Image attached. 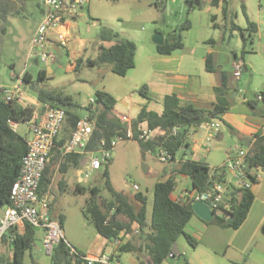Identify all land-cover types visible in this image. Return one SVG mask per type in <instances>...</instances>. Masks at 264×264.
Returning <instances> with one entry per match:
<instances>
[{"label": "rangeland", "instance_id": "1", "mask_svg": "<svg viewBox=\"0 0 264 264\" xmlns=\"http://www.w3.org/2000/svg\"><path fill=\"white\" fill-rule=\"evenodd\" d=\"M44 2L45 0H28L11 4L6 30L0 40V77L5 86L14 84L12 75L26 73L31 77V82L39 88L69 96L74 106L64 108L80 117L87 116L89 110H92L90 99L94 98L97 90L109 93L116 102L127 97L129 102L136 106L144 101L143 96L139 94L142 85H138L136 77L142 75L148 57L157 53L152 37L160 33L165 39L176 31L181 36L183 49L174 51L172 55L184 56V65L185 60H197L198 67L194 65V69L201 70L202 75H212L213 73H206L203 64L199 62L211 53L217 71L227 75L232 96L237 94L245 100H255L258 109L263 106L261 100H257V96L264 93V16L258 10L259 0H230L226 6V18L219 8L207 3L189 8L185 5V0H87L81 17L73 23L71 29L69 48L76 57L72 58L74 64L81 58L79 66L75 64L73 68L70 67L73 64L70 54L68 56L61 48L54 50L58 62L34 65L26 60L31 37L41 20ZM212 16H215L214 22L211 21ZM247 21L255 24L257 30L250 39L247 38L243 46L240 32L232 30L231 25L233 23L245 29ZM186 23L189 24V29L180 30ZM102 28L112 30L119 39H127L135 45V67L124 77L111 73L105 66L88 67L86 63L87 58L93 59L96 56L93 43ZM244 33L248 36L247 31ZM237 61L242 63V68L240 76L235 78L233 65ZM48 68L51 73H48ZM41 70L46 72V77L39 81L38 72ZM212 76H217L218 79L217 73ZM202 78L204 82V77ZM26 88L29 95H34L30 85ZM243 106L246 107L245 104ZM222 118L223 115L220 119ZM220 126L223 137L203 142L204 147L197 153V157L210 169L223 166L226 162V152L235 145L243 148L246 146L245 143H238L225 125ZM25 129L26 126L20 124L17 131L24 135ZM204 134V129L200 128L192 133V138L202 140ZM205 149L208 152H205ZM180 158L179 152L175 163ZM67 164L69 167L66 172H61L57 166L52 167L47 176L48 182H45L42 188L48 193L56 218L60 216L62 219L64 241L69 247L83 254H86L95 239H98L90 217H85V213L88 215L87 209L92 206L93 201L100 202L108 198L105 190L106 177L103 176L105 170L115 190L129 197L137 192L142 193L147 199V208L150 211L154 186L171 167L170 164L159 160L157 152H142L134 140L119 142L111 151V159L98 171L91 172L83 179L80 190L75 189L79 184L77 168L71 163ZM143 167L148 168L147 174L143 172ZM54 169L56 172L53 177ZM132 184H136L139 190H132ZM92 187H96L99 192L95 197L90 191ZM185 190L191 192L190 180L177 175L174 194ZM261 228L245 249H236L232 246L233 242H244L248 238L246 234L223 230L215 224L193 218L186 226L185 233L195 240L196 245L191 246L183 235L179 236L176 245L181 256L169 259L166 264H184L185 260L189 264H264V235ZM209 231H218L224 236L217 238L213 234L210 235ZM200 232H204V236L199 237V240L197 233ZM39 237L37 230V248L32 249L31 258L29 253L25 254V263H30V260L36 262L39 250L44 253ZM112 247L111 242L106 243L103 246L104 254L111 255ZM133 255L122 254V261L125 262L126 257ZM0 259H11L7 240L0 244Z\"/></svg>", "mask_w": 264, "mask_h": 264}, {"label": "trees", "instance_id": "2", "mask_svg": "<svg viewBox=\"0 0 264 264\" xmlns=\"http://www.w3.org/2000/svg\"><path fill=\"white\" fill-rule=\"evenodd\" d=\"M28 0H0V40L5 33L7 15L13 2L24 3ZM157 5V3H155ZM201 5V4H200ZM210 6L216 8V1ZM227 6V5H226ZM226 6L222 8V15L227 17ZM193 7V6H192ZM215 21V16L211 17ZM247 27L241 29L232 23V30L240 32V36L245 46L247 38H251L257 28L255 24L247 21ZM189 29V24H184L180 30ZM248 32V36L245 35ZM93 47L96 56L87 58L88 67L105 66L109 71L118 76L124 77L127 72L135 67V45L127 39H119L118 35L108 28H102L95 37ZM183 49L181 36L178 32L170 33L164 39L161 46H156V52L160 55H170L174 51ZM81 63V58L76 61V66ZM75 69V68H74ZM205 70L209 73L218 74V83L214 87L215 105L209 111L200 110L189 103L182 102L176 95H165L160 98H153L145 85L139 91L140 95L147 100H154L162 106L161 113L150 111L146 106L142 107L135 119L131 122L130 130L121 121L114 118L112 110L116 104L115 99L103 90L94 93L97 101L96 107L89 110L88 117L93 121V130L90 141L87 145L88 151H96L102 142L108 144L116 137L121 136L125 140H134L138 143L142 152L155 153L158 149H163L174 161L176 155L182 152L186 155L189 144L186 137L198 130L204 123L220 118L231 107L232 92L228 87V78L224 72H219L213 64V55L207 54L205 57ZM46 72H38L39 81L44 80ZM27 86L30 85L31 91L40 103L50 106L70 107L74 106L71 98L58 91L45 90L34 85L28 74L24 75ZM263 106L258 109L257 101L245 100L244 104L254 115L264 116V93L261 94ZM65 109V120L59 136L54 141V147L49 155L45 170L40 182V188L48 182L47 176L52 167L58 166L61 172H66L71 163L77 168L80 156L76 154L62 155L61 150L66 141L70 138L76 122L80 116ZM32 116L31 108H23L14 103H4L0 99V206L9 203V192L12 184L19 175L21 158L27 149V137L11 129L8 120L15 122L28 121ZM146 126L150 130H155L158 134L147 141L138 140L137 137L141 129ZM177 129L175 135L169 132ZM131 133V137H129ZM251 145L249 149V159L252 164L260 165L264 169V134H255L248 139ZM209 169L200 161H194L189 157L186 161L179 162L172 168V175L163 181H158L153 189V201L150 211L147 208V199L140 193H135L129 197L115 190L108 179L107 170L103 176L106 177L105 190L108 198L93 201L91 207L87 209L98 236L106 241L121 240V244L116 249V256L125 253L134 254L139 264H162L174 258L171 249L179 236L183 235L191 246H195V240L185 233V228L191 218L195 215L192 210L193 199L186 197L184 201L172 200L176 182L175 175H185L190 178L192 189L196 192H204L214 183L226 181L227 174L224 171L208 175ZM80 190V189H79ZM92 195H98V189H90ZM225 198L231 204L228 210L222 209L223 216H219L214 211V217L210 223L221 228L238 229L245 221L253 202V194L250 190L235 189L228 187ZM62 228V219L59 218ZM137 231V234H133ZM12 241L9 242L11 259H0V264H26L24 256L31 253L36 240V231L29 224L24 225V232L19 233L16 229L9 231ZM131 238L125 241V236ZM71 247L64 239L55 245L50 254V264H68L71 261L69 256ZM77 255L85 256L74 249ZM172 255V256H170ZM147 257L145 263L142 257ZM181 254L179 253V257ZM75 264H87L85 261L76 258ZM184 264H189L186 260Z\"/></svg>", "mask_w": 264, "mask_h": 264}, {"label": "built area", "instance_id": "3", "mask_svg": "<svg viewBox=\"0 0 264 264\" xmlns=\"http://www.w3.org/2000/svg\"><path fill=\"white\" fill-rule=\"evenodd\" d=\"M87 0H45L43 3L41 20L35 29L31 40L26 60L36 65L39 63L48 64L58 62L54 50L61 48L65 50L70 59H74L69 43L71 40V29L73 23L82 15ZM161 1V0H158ZM195 0H185V2H194ZM199 3L211 5L216 1V8H222L228 5L230 0H198ZM258 10L264 16V0H259ZM73 62V60H72ZM71 64V68L73 67ZM233 76L238 78L242 68V63L237 61L233 65ZM26 74V73H25ZM12 75L15 81L11 86L0 84V99L7 104L14 103L23 108H31L32 116L28 121L15 122L8 120V125L14 131L23 124L27 130V149L21 158L19 175L12 184L9 192V203L0 206V244L7 240L12 241L10 229L19 230L20 226L31 225L35 229L42 231V246L45 253L50 256L55 245L63 239L60 222L51 215L49 196L47 192L40 191V182L49 155L54 147V141L59 136L66 114L65 109L59 106H50L33 100L32 95L28 94L27 84L24 81V75ZM261 100V95L257 96ZM90 104L94 110L96 101L90 99ZM205 131L203 142L214 139L219 132V124L209 121L202 123L198 129ZM93 130V121L88 116L81 117L75 124L70 138L62 147V155L76 154L85 156L84 176L88 177L93 171H98L111 159L113 148L125 139L121 136L114 137L110 143L102 142L100 148L96 151H88L87 145ZM18 132V131H17ZM177 129L173 128L169 134L175 135ZM158 134L144 126L141 129L137 139L141 141L152 140ZM129 133V137H131ZM186 141L188 142V138ZM204 144V143H203ZM240 145H235L226 152V162L223 166L210 169V176L218 174L221 171L228 175L225 182H214L207 191L200 192L195 197L196 201L205 202L209 209L219 212L223 215L222 209L228 210L230 203L224 201L228 187L235 189L250 190L251 186L261 179L260 165L252 164L249 159V149ZM196 149V146H194ZM192 149V151L194 150ZM191 151V152H192ZM157 156L163 163L170 164L173 168L174 161L163 149H158ZM155 152V153H156ZM205 152H208L205 149ZM151 153V152H150ZM192 159V154L189 157ZM132 190L138 191L136 184H132ZM226 199V198H225ZM135 231L133 234H137ZM131 235L125 236V241L129 240ZM114 245L118 247L121 240L115 239ZM69 256L71 261L68 264H75L76 258L85 261L87 264H121L116 254L98 256H80L70 249ZM172 256V255H170Z\"/></svg>", "mask_w": 264, "mask_h": 264}, {"label": "crops", "instance_id": "4", "mask_svg": "<svg viewBox=\"0 0 264 264\" xmlns=\"http://www.w3.org/2000/svg\"><path fill=\"white\" fill-rule=\"evenodd\" d=\"M72 55L74 57V54ZM195 62H197V64ZM195 62L193 60L192 61L185 60V65H184L183 64L184 56H177L172 54L160 55L156 53V55H151L150 57H148L147 66H145L144 67L145 69L142 70V75L140 77H136L138 81L137 83L138 85H142V86L145 85L147 87L148 93L153 98H160L165 95L174 94L182 102L189 103L197 109L209 111L215 105V94L213 89L215 86H217L218 79L217 76L214 77L212 76L215 73L212 74L205 70V57L201 58L199 62L203 64V70L206 73L212 75H202L201 70H198L197 68L194 69V65L198 67V61L195 60ZM244 68L246 67L244 66ZM202 77H204V82L202 81L203 79ZM32 98L34 101H36L35 95H32ZM143 99L144 101L138 103L136 106H133L129 102V98L127 97L118 100V102H116L112 110L113 117L121 121L122 124L126 128H128V130H130L131 122L135 119V117L137 116L138 112L142 107L146 106L147 109L150 111L161 113L162 106L158 102L154 100L152 101L147 100L145 97H143ZM244 101L245 98L239 97L237 96V94H233L232 99L230 100L231 102L230 109L225 114H223L222 120L218 118V119H214V121L216 120V122H218L219 125L221 126L225 125L229 129L230 134L233 135V137L238 141V143H240L241 145L245 143L246 146L244 148H247L250 146V144L248 143V139L253 137L255 134H264V116L258 114L257 115L252 114L247 107L243 106ZM24 135H26V137L28 136L26 129ZM189 135H190L188 138L189 148L186 152V155L180 152L181 153L180 160L177 163H175L174 161V163L178 164L179 162L186 161V159L190 157V155L192 154V159L194 161L197 160L200 161L202 164L206 165L205 162L201 161L197 157V153L204 147L203 139L201 140L200 138V140H194L192 138V133H190ZM222 137H223V133L221 130H219L218 134L215 136L214 139L219 140ZM194 146H196V149L194 148ZM193 148L194 150L192 151ZM86 158L87 157L85 156H80L79 165L76 170V176L78 178V183H79L75 188L76 190L82 188L81 184L83 179L85 178L84 172H85ZM175 164L173 168L175 167ZM208 169H209L208 175L209 177H211L210 168L208 167ZM171 170L172 167H170V170L168 172L165 171L164 172L165 175L163 176V178H161L160 181H163L169 176H171L172 175ZM55 172L56 169H54L52 172L53 177L55 175ZM260 172H261V179L257 183L253 184L250 188V191L253 194L254 199L245 221L238 229L222 228L223 230H233L234 232H239L237 234L240 235L246 234L248 238L244 242L241 241L233 242L232 246L236 249L238 248L245 249L248 243L259 234L260 228L262 227V225H264V169H262ZM181 176L190 180V178L185 175H181ZM176 177L177 175H175L174 177L175 182H176ZM40 191L46 192L44 188H40ZM199 193L200 192H196L195 190H193L191 186V192H186L185 190L180 194H174L173 191L170 197L172 200L179 199L180 201H184L186 197H190L193 199V203H194L195 197ZM224 201L226 202L227 199L224 198ZM50 209H51L50 211L52 217L59 221L60 216L59 218H56V213L53 211L51 203H50ZM218 215L223 216L221 213H219ZM193 218H196L197 220H201L196 215H194L191 219ZM37 230L40 233L39 238L41 242L43 233L41 230L35 229L36 232ZM18 232L23 233L24 226H20ZM197 234L199 240H200L199 237L202 238L204 236V232H200ZM209 234L210 235L213 234L217 238L224 236L221 235L223 233H219L218 231H209ZM110 242L113 245L111 254L114 253L116 254L117 247L114 245L112 241ZM106 243L109 242L103 239L102 237L98 236V239H95V242L93 243L92 247L87 251V253L86 254L81 253V254L85 256H98L104 254L103 246ZM33 248L34 249L37 248L35 244ZM41 248L44 249L42 243H41ZM29 256L31 258L30 253ZM6 257H8V255ZM117 259L121 264H139L135 255L131 257H126L125 262L122 261V254H120ZM142 260L145 263L148 262V258L146 256L145 257L143 256ZM30 261H31L30 263H26V264H50V256L45 253V250L43 254L39 250V253L37 255V261L36 262L33 260Z\"/></svg>", "mask_w": 264, "mask_h": 264}, {"label": "water", "instance_id": "5", "mask_svg": "<svg viewBox=\"0 0 264 264\" xmlns=\"http://www.w3.org/2000/svg\"><path fill=\"white\" fill-rule=\"evenodd\" d=\"M185 5L191 8L192 6L198 7L200 3L198 0H195L194 2H185ZM152 41L156 46H161L164 43V37L162 34L157 33L152 37ZM34 65H36V61L34 62ZM47 71L48 73H51V70L49 68ZM1 83H2V78L0 77V84ZM96 104H97V101H96ZM143 172L147 174L148 168L143 167ZM192 210L196 216H198L201 220L205 222H210L214 217V213L209 209L208 205L205 202H201V201L194 202L192 204ZM261 233L264 235V225L261 228ZM171 252L173 256L179 257V251H178L176 243L173 244ZM162 264H166V263H162Z\"/></svg>", "mask_w": 264, "mask_h": 264}]
</instances>
